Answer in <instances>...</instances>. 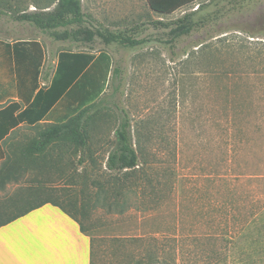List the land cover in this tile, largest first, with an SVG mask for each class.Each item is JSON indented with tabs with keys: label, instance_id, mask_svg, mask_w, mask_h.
<instances>
[{
	"label": "rangeland",
	"instance_id": "374dc122",
	"mask_svg": "<svg viewBox=\"0 0 264 264\" xmlns=\"http://www.w3.org/2000/svg\"><path fill=\"white\" fill-rule=\"evenodd\" d=\"M53 1L0 0V38L40 39L45 69L59 50L86 48L11 16ZM81 3L87 24L146 40L95 41L112 58L108 117L92 158L79 165L64 152L62 168H49L48 185L93 236L94 264H264V0H197L168 14L146 0ZM193 11L195 28L173 43L154 23ZM117 108L131 120L135 177L105 168ZM34 134L23 127L14 140Z\"/></svg>",
	"mask_w": 264,
	"mask_h": 264
},
{
	"label": "trees",
	"instance_id": "16d2710c",
	"mask_svg": "<svg viewBox=\"0 0 264 264\" xmlns=\"http://www.w3.org/2000/svg\"><path fill=\"white\" fill-rule=\"evenodd\" d=\"M195 1L197 0H146L149 8L160 14L172 13ZM53 2L54 6L49 9L21 11L11 17L16 21L29 23L55 41L78 43L88 51L94 50V43L98 38L105 44L115 42L125 47H134L146 41L132 37L124 31L114 32L108 28L87 24L81 0ZM1 11L0 8V14ZM193 15L194 11L187 12L171 22L158 20L154 23L169 28L167 42L173 43L180 37L189 35L195 28L197 22ZM136 27L132 26L131 31ZM113 71L116 74L118 69L114 68ZM111 73V56L104 50H100L96 58L91 52L59 53L56 72L46 92L47 101L40 110L32 113L35 117L29 122L32 124L29 126L35 129V134L24 141H15L14 131L5 140L8 156L0 164V189L4 190L0 198V226L47 202L77 218L67 208L62 192L56 193L57 188L48 185L49 168H62L64 152H78L79 165L84 164L85 154L92 158L96 125L99 122L105 123L108 117L104 110L107 103L103 90ZM72 84L82 85V88L86 89L81 101L83 107L63 122L46 125L35 123L53 101ZM35 106L36 102L31 108ZM117 109L119 121L113 130L114 138L105 158V168L109 171H123L125 177H135L139 169V155L133 143L131 120L126 110ZM29 110L30 108L20 112L18 119L14 118L13 125L23 119L30 121ZM12 182L18 185L12 190H6ZM95 197L97 198L98 194ZM74 203L73 201L69 204ZM94 258L92 238L91 264H94Z\"/></svg>",
	"mask_w": 264,
	"mask_h": 264
},
{
	"label": "crops",
	"instance_id": "0c3cea01",
	"mask_svg": "<svg viewBox=\"0 0 264 264\" xmlns=\"http://www.w3.org/2000/svg\"><path fill=\"white\" fill-rule=\"evenodd\" d=\"M62 51L91 52L96 58L100 50H59L52 66L45 69L47 50L40 39L0 38V162L5 158L6 138L14 131L17 137L23 127L32 128V113L47 101ZM82 87L70 85L35 123H60L74 115L83 107L86 89ZM29 108L30 121L13 125L14 118ZM92 238L79 218L47 202L0 226V264H91Z\"/></svg>",
	"mask_w": 264,
	"mask_h": 264
}]
</instances>
